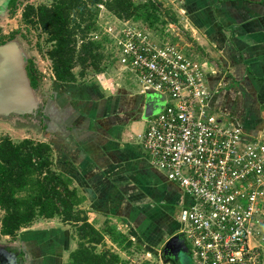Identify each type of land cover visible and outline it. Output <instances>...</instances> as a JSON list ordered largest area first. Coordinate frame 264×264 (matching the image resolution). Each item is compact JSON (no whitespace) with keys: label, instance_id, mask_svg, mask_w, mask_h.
<instances>
[{"label":"crops","instance_id":"crops-1","mask_svg":"<svg viewBox=\"0 0 264 264\" xmlns=\"http://www.w3.org/2000/svg\"><path fill=\"white\" fill-rule=\"evenodd\" d=\"M157 1L160 7H166L164 1L171 4L168 10L176 20L167 24L183 26L185 33L178 36L189 46L183 50L208 62L210 109L222 122L240 124L246 139H264V0ZM107 69L92 81L52 79L50 95L61 119L40 141L51 145L54 168L72 177L89 220L101 230L109 224L124 233L125 247L105 234L111 242L106 247L120 254L122 264H135L154 251L157 259L161 256L159 250L182 226L169 209L174 203L186 206L194 197L154 167L143 147L149 121L142 115L141 87L125 81L124 73L130 78L131 73ZM141 119L147 127L138 132ZM50 219V231L22 228L27 231L20 240L30 253L25 264H71L77 247L73 226Z\"/></svg>","mask_w":264,"mask_h":264},{"label":"built area","instance_id":"built-area-1","mask_svg":"<svg viewBox=\"0 0 264 264\" xmlns=\"http://www.w3.org/2000/svg\"><path fill=\"white\" fill-rule=\"evenodd\" d=\"M113 18L103 30L114 68L131 73L141 93L164 95L142 143L153 166L194 197L180 210V232L195 264H264L252 242L264 227V139H246L240 124L224 123L210 109L207 61L155 42L135 21ZM135 264L172 263L159 257Z\"/></svg>","mask_w":264,"mask_h":264},{"label":"trees","instance_id":"trees-1","mask_svg":"<svg viewBox=\"0 0 264 264\" xmlns=\"http://www.w3.org/2000/svg\"><path fill=\"white\" fill-rule=\"evenodd\" d=\"M100 6L118 19H131L161 33L170 21L161 19L157 0H52L50 4H27L21 17L25 24L37 26L45 35V57L56 82H76L87 67L98 73L109 68V38L94 39L100 30L97 18ZM154 17L152 20L150 18ZM80 71L75 73L74 68ZM113 67V66H112ZM42 123L44 121L42 120ZM83 197L69 175L54 168L49 143L31 138L12 140L0 137V209L1 231L16 235L38 218L59 217L72 224L77 247L70 253L71 264H119L120 254L110 248L98 250L108 232L118 242L126 240L114 226L101 230L89 220L80 204ZM130 244L132 241L127 240ZM122 264V263H121Z\"/></svg>","mask_w":264,"mask_h":264},{"label":"rangeland","instance_id":"rangeland-1","mask_svg":"<svg viewBox=\"0 0 264 264\" xmlns=\"http://www.w3.org/2000/svg\"><path fill=\"white\" fill-rule=\"evenodd\" d=\"M52 2V0H20L19 3L17 5H15V7L13 8V10H10L6 15L4 13V15L2 17H0V19L2 20L1 23L3 24L2 29L4 30V35L5 37L10 36V35H16L17 37H19L21 39V41L23 43L26 44V48L28 51V59H27V64H26V70H27V74L29 76V79L31 80V77H33L35 79V86H33L34 88H37L39 91V95L42 97V101L43 103L46 101V98L51 94V81L53 79V76L51 77V68H50V62L49 60L45 57V53H46V49L47 46L45 44V35L42 33V31L35 25H31V24H25L22 21V17H21V13H22V9L25 7L24 5L26 4H32V5H38V4H50ZM162 2V1H161ZM167 1H164L163 5H165L166 7H161L159 8V12L161 15V19H170V15H168L167 13H169L170 11L168 9L171 4L166 3ZM100 11L98 14V18H97V23L98 26L100 28V30H97V33L93 34V38L97 39L100 38L101 36L105 35V32L103 30V28H107L109 23L112 20H115V18H113L112 15H110L103 6H100ZM165 9V10H164ZM154 17L150 18V20H152ZM134 23V20H131ZM137 23H139L142 27L148 29L151 34H153L154 40L157 43H172L175 45H178L180 47H185L188 48L189 46L185 45V42L183 40H181V37L178 35H182L183 36V31L184 28L183 26H181V24L177 21L175 24H167L163 31L161 33H154L153 30L151 31L149 28H147L144 23H141L139 21H135ZM185 33V31H184ZM106 36V35H105ZM177 37V41H173L171 38L173 37ZM186 36V34H185ZM187 37V36H186ZM184 38V37H182ZM185 40H187L186 38H184ZM188 54L193 58H197V56L192 52V50L190 49V51L188 52ZM112 58L107 61V65L109 67H112L113 65H111ZM113 62V61H112ZM109 69H106V71H108ZM114 71V73L116 72V69H112ZM74 71L77 73L80 71L79 67H75ZM102 72H105L102 71ZM101 73V72H99ZM95 74H98V72L91 68V67H87L84 71V75L82 77H78L77 79L79 81H87V80H95ZM117 76V75H116ZM124 76L127 78V80L125 79L126 82H131V85H134V88L136 90H138L140 88L139 83L137 82V80L131 76V78L129 77V74L124 73ZM118 77V76H117ZM129 78V79H128ZM129 80V81H128ZM20 126L21 125H17ZM138 132H140L141 130H144L147 127V122L143 119L138 121ZM39 127L32 125L31 123H27L25 125H22V129H16V128H8V127H0V137L2 136H9L12 140H20L23 136L25 138H31L34 140H40L42 139V134L40 133V131L38 130ZM135 134L137 133L136 131H133ZM23 139V138H22ZM81 207H83L82 203L80 204ZM184 206L183 202L178 203H174L173 206H171V208L169 209V212L172 214V217L175 218H179V220H177L179 226H181V222H180V208ZM4 211L0 209V228H1V217L3 215ZM59 218V217H58ZM59 221L61 223H65L61 218H59ZM50 222L51 219L50 218H38L36 220H34V222L29 225L32 226L30 228H34V229H38V230H46V231H50ZM60 223V224H61ZM72 226V224H70ZM116 227H118V224H114ZM35 226V227H33ZM110 225L107 224L104 226L103 230L108 229ZM27 227V226H26ZM261 229H263V231L260 234H253V238H252V242L255 244H259L262 252H263V256H264V227L260 226ZM119 229V228H118ZM22 230V231H21ZM20 231H18V233L14 236L11 237H6L3 236V238H5V240L7 241H12L14 240V238H18L20 239V237L22 236V232H26L23 229H21ZM31 230V229H30ZM47 234V233H45ZM106 234L108 235V237L112 240V236L106 232ZM263 236V237H262ZM48 239V238H47ZM118 245H120L121 247H125L127 244L125 243V241L123 242H118L115 241ZM111 244L110 240H105L103 241V243L98 245V248L100 250H104L107 249L108 247H106V245ZM153 257H151V259H157V251L153 252ZM179 260H180V264H192L193 263V254L192 251L190 249V247H182L181 251L179 252Z\"/></svg>","mask_w":264,"mask_h":264},{"label":"water","instance_id":"water-1","mask_svg":"<svg viewBox=\"0 0 264 264\" xmlns=\"http://www.w3.org/2000/svg\"><path fill=\"white\" fill-rule=\"evenodd\" d=\"M27 59L26 44L19 37L15 36L0 44V123L16 129H22V125L31 123L39 127L38 130L44 136L54 121L60 122L61 108L51 95L43 103L38 89L31 85L26 70ZM140 94L144 97V119L163 108L164 95L151 89ZM182 247H189V244L183 232H176L159 250L160 257L166 263L180 264L179 252ZM28 258L26 255L23 260Z\"/></svg>","mask_w":264,"mask_h":264},{"label":"flooded vegetation","instance_id":"flooded-vegetation-1","mask_svg":"<svg viewBox=\"0 0 264 264\" xmlns=\"http://www.w3.org/2000/svg\"><path fill=\"white\" fill-rule=\"evenodd\" d=\"M19 1L20 0H7V2H5L4 0H2V4L0 5V17H2L5 12L6 15L10 10H13L15 5H17ZM1 21L2 20L0 19V44L16 36V35H10L5 37L4 30L2 29L3 24L1 23ZM30 82L32 86H35V79L33 77H31ZM3 236L11 237L13 235L2 233L0 228L1 264H23V262H25L24 261L25 259L23 260V257H25L26 255H28V257L30 256L29 250L25 247L24 243L18 238H14V240L12 241H7L5 240V238H3Z\"/></svg>","mask_w":264,"mask_h":264}]
</instances>
